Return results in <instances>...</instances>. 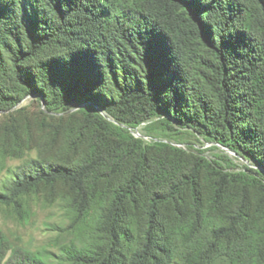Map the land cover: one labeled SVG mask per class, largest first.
<instances>
[{
    "label": "trees",
    "instance_id": "obj_1",
    "mask_svg": "<svg viewBox=\"0 0 264 264\" xmlns=\"http://www.w3.org/2000/svg\"><path fill=\"white\" fill-rule=\"evenodd\" d=\"M26 95L50 111L84 105L78 112L91 127L92 151L75 168L35 163L34 173L0 191V206L21 215L23 195L61 182L79 225L100 169L110 178L127 167L92 220L93 244L66 252L72 264H264V220L249 204L251 188L264 187L246 174L264 175V0H0V110ZM102 112L126 126L163 117L168 129L200 135L258 170L232 175L202 159L187 167L151 162L130 137L115 146L98 135L110 128ZM203 175L214 207L239 188L221 217L202 204ZM186 191L189 207L162 223L161 207ZM142 199L138 233L128 208ZM7 251L0 233V264H47Z\"/></svg>",
    "mask_w": 264,
    "mask_h": 264
},
{
    "label": "rangeland",
    "instance_id": "obj_2",
    "mask_svg": "<svg viewBox=\"0 0 264 264\" xmlns=\"http://www.w3.org/2000/svg\"><path fill=\"white\" fill-rule=\"evenodd\" d=\"M84 105L68 110L50 111L41 97L24 96L11 108L0 110V191L11 188L13 181L35 172L37 167L54 166L75 168L89 157L93 140L91 127L83 121L78 110ZM108 132H99L105 142L118 146L125 137L139 142L151 162L166 160L187 167L197 160H205L227 174H238L246 168L258 170L251 160H244L230 150L206 141L200 135L186 129H168L163 117H156L135 126L116 123L102 112ZM126 130V132H123ZM165 144V146L160 145ZM102 147V146H101ZM113 147V146H112ZM255 177L264 187V175L246 173ZM106 167L94 177L96 197L85 222L74 225L71 210L73 193L67 184L40 185L22 196L21 215L11 207L0 206V233L8 254L14 250L32 254L47 264H72L66 252L73 247H89L93 244L92 220L100 214L111 194L125 181L127 167L107 178ZM200 198L211 216L221 217L239 200V188L235 185L219 207H214L206 176L199 184ZM143 198V197H142ZM250 210L256 220H264V190L255 186L249 191ZM191 203L189 191L175 202L161 207V222L171 220L175 209L185 211ZM144 200L136 209L128 208V221L140 233Z\"/></svg>",
    "mask_w": 264,
    "mask_h": 264
},
{
    "label": "built area",
    "instance_id": "obj_3",
    "mask_svg": "<svg viewBox=\"0 0 264 264\" xmlns=\"http://www.w3.org/2000/svg\"><path fill=\"white\" fill-rule=\"evenodd\" d=\"M218 147H221L220 145H218V144H216ZM222 148H224V147H222ZM225 150H227L226 148H224Z\"/></svg>",
    "mask_w": 264,
    "mask_h": 264
}]
</instances>
